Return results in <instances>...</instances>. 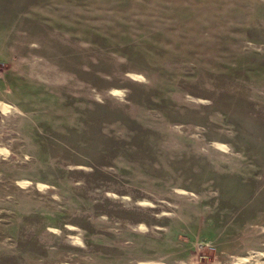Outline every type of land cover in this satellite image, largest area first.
I'll return each instance as SVG.
<instances>
[{
  "label": "rangeland",
  "instance_id": "374dc122",
  "mask_svg": "<svg viewBox=\"0 0 264 264\" xmlns=\"http://www.w3.org/2000/svg\"><path fill=\"white\" fill-rule=\"evenodd\" d=\"M0 264H264V0H0Z\"/></svg>",
  "mask_w": 264,
  "mask_h": 264
}]
</instances>
